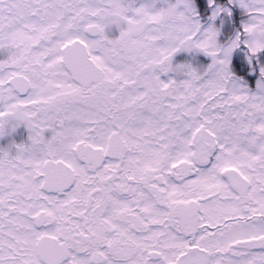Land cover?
I'll return each mask as SVG.
<instances>
[{
	"label": "snow or ice",
	"instance_id": "snow-or-ice-1",
	"mask_svg": "<svg viewBox=\"0 0 264 264\" xmlns=\"http://www.w3.org/2000/svg\"><path fill=\"white\" fill-rule=\"evenodd\" d=\"M0 264H264V0H0Z\"/></svg>",
	"mask_w": 264,
	"mask_h": 264
}]
</instances>
